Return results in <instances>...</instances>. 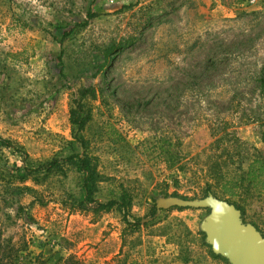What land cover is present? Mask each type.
<instances>
[{"label": "rangeland", "instance_id": "374dc122", "mask_svg": "<svg viewBox=\"0 0 264 264\" xmlns=\"http://www.w3.org/2000/svg\"><path fill=\"white\" fill-rule=\"evenodd\" d=\"M90 6L97 16L86 27L61 45L53 39L56 26L84 20ZM118 42L113 65L96 72L103 50ZM262 76L264 0H0V136L16 147L0 145V248L8 264H231L204 230L210 208L157 203L208 195L227 202L210 167L233 173L264 158ZM86 87L95 98L86 99L81 135L102 176L95 197L125 194L128 219L146 223L124 240L117 210L69 211L68 195L79 194L76 165L10 179L13 166L81 151L69 110ZM13 185L30 191L15 194ZM236 202L243 223L264 236V190L241 192Z\"/></svg>", "mask_w": 264, "mask_h": 264}, {"label": "trees", "instance_id": "16d2710c", "mask_svg": "<svg viewBox=\"0 0 264 264\" xmlns=\"http://www.w3.org/2000/svg\"><path fill=\"white\" fill-rule=\"evenodd\" d=\"M95 3V0H91V5ZM97 16V13L90 6L86 12V18L82 21H77L73 25L69 23H63L55 27V32H52V37L55 40H58V43L61 45V42L74 35L78 29L84 28L88 25L89 21ZM122 49V43H111L106 46L102 52V62L96 67V72L106 73L107 69L113 65L114 58L117 53ZM57 67L59 69V74L64 76L63 73V62L61 56L57 57ZM261 85H264V76L261 78ZM95 98V90L93 87H86L80 90L79 95L72 99L71 107L69 110V123L73 130L74 139L77 141L78 145L81 147L79 153H71L70 155L58 159H53L47 163L38 165L35 168H29L26 164L16 167L13 166L10 179L17 180L18 182H24L29 176L35 177L37 175L48 176L52 173H63L64 166L72 163L76 165L79 169L80 175L77 181L78 186V196L68 195L69 202L66 199L65 202H68V209L70 212L79 210V211H88L93 214L94 217H99L102 213H107L112 210H117L122 215V221L124 227L121 232V236L124 240L125 235L134 234L140 230V227L146 223L142 221L139 217H134L132 221L128 219L129 214V199L126 198V195L121 193L118 198H111L107 201H100L95 197V194L98 191V182L101 180L102 176L96 171V163L93 162L94 157H92L87 151V141L81 135L86 124L90 120V107L88 106L86 99ZM107 135L112 139L113 143H118L122 140V137L111 124H107ZM0 145L7 148L15 149L14 143L7 138L0 136ZM218 165V164H217ZM216 164L210 167V175L215 180V185L219 186L221 197L227 202L232 203L238 210L241 212V219L244 214L243 208L236 202V198L241 194V192H249L253 190H264V158L255 157L253 159L247 160L246 168L236 169L233 173H221L216 171ZM240 172H239V171ZM38 181V178H37ZM177 181H174V184ZM210 184H207L204 189V194L202 197H205L211 191ZM25 189L30 191L28 187L14 186L12 187V192L15 194H21ZM111 194H114V191H111ZM216 196V194L213 192ZM164 196H167V193H163ZM173 196L176 193H172ZM185 198V197H183ZM42 204V203H41ZM23 213V207H18L17 216H21ZM155 213V206L150 210V214ZM27 218L29 216L27 215ZM1 238V232H0ZM1 247V245H0ZM216 256V255H215ZM218 256V255H217ZM10 254L6 253L0 248V264H8Z\"/></svg>", "mask_w": 264, "mask_h": 264}, {"label": "water", "instance_id": "95a60500", "mask_svg": "<svg viewBox=\"0 0 264 264\" xmlns=\"http://www.w3.org/2000/svg\"><path fill=\"white\" fill-rule=\"evenodd\" d=\"M172 205L210 208L204 230L214 252L227 258L231 264H264V236L243 223L241 212L235 206L208 195L199 200H162L157 203V208Z\"/></svg>", "mask_w": 264, "mask_h": 264}]
</instances>
